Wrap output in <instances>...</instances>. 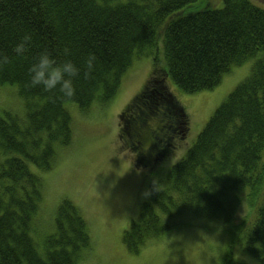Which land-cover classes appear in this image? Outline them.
Here are the masks:
<instances>
[{"label":"trees","instance_id":"1","mask_svg":"<svg viewBox=\"0 0 264 264\" xmlns=\"http://www.w3.org/2000/svg\"><path fill=\"white\" fill-rule=\"evenodd\" d=\"M199 0H0V52L11 63L0 85H14L25 119H0V264H79L91 248L80 210L63 200L54 231L43 244L32 238L42 200L39 171L51 170L57 148L70 145L72 123L65 106L86 111L117 94L134 57H151L149 79L118 117V140L135 169L167 159L188 130L185 111L168 80L186 94L211 91L233 67L248 60L250 72L218 106L194 144L166 175L148 186L136 220L122 233L129 254L167 237L194 217L219 223L230 246L264 264V10L249 0H222L221 8ZM192 7V8H191ZM191 8V9H190ZM23 57L13 48L24 35ZM162 44L163 63L158 57ZM68 48L71 55L64 56ZM47 50L58 62L81 69L70 101L27 88L28 68ZM96 57L92 78L83 70ZM58 95V93H57ZM245 206L247 215L239 217ZM222 264H241L231 259Z\"/></svg>","mask_w":264,"mask_h":264},{"label":"rangeland","instance_id":"2","mask_svg":"<svg viewBox=\"0 0 264 264\" xmlns=\"http://www.w3.org/2000/svg\"><path fill=\"white\" fill-rule=\"evenodd\" d=\"M204 1L213 8L222 6V0H199L194 6L199 7ZM249 1L264 10V0ZM157 54L164 65L161 43ZM151 61L149 56L134 57L117 94L107 104L94 103L86 111L74 104L65 106L72 123V142L57 148L51 170L41 172L29 164L43 182L42 200L33 219V240L43 244L44 238L53 233L57 207L68 200L86 220L91 239V248L79 264H222L229 254L241 264H260L240 246H230L219 223L194 217L185 219L190 226H181L167 237L149 242L138 254H129L125 249L122 233L137 219L140 206L147 200L148 195L144 194L148 193L150 182L166 175L184 158L214 111L248 76L253 63L250 59L231 68L211 91L186 94L168 80L169 92L187 115V134L167 159L150 168L135 169L131 152L117 139L118 116L146 84ZM25 114V103L17 87L0 85V119L7 120L10 115L24 120ZM6 156L0 148V164ZM247 213L242 206L238 216Z\"/></svg>","mask_w":264,"mask_h":264},{"label":"clouds","instance_id":"3","mask_svg":"<svg viewBox=\"0 0 264 264\" xmlns=\"http://www.w3.org/2000/svg\"><path fill=\"white\" fill-rule=\"evenodd\" d=\"M31 35H24L20 42L13 48V52L18 57H23L28 51L31 43ZM63 55H71L68 48L63 49ZM11 59L4 53L0 52V71L11 63ZM96 57L89 54L85 60L83 78L85 80L92 78L95 70ZM29 81L25 85L27 88L40 87L45 93H51L50 99L70 101L75 96L73 80L80 77L81 69L78 68L72 60L65 59L58 62L52 55L44 50L38 54L35 62L28 68ZM58 93V95H57ZM144 195H148L146 192Z\"/></svg>","mask_w":264,"mask_h":264}]
</instances>
